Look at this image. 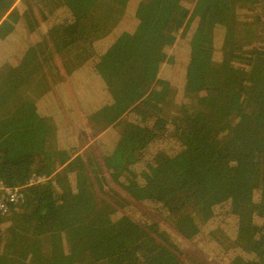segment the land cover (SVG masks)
Here are the masks:
<instances>
[{"label":"trees","instance_id":"1","mask_svg":"<svg viewBox=\"0 0 264 264\" xmlns=\"http://www.w3.org/2000/svg\"><path fill=\"white\" fill-rule=\"evenodd\" d=\"M1 186L0 264H264V0H0Z\"/></svg>","mask_w":264,"mask_h":264},{"label":"rangeland","instance_id":"2","mask_svg":"<svg viewBox=\"0 0 264 264\" xmlns=\"http://www.w3.org/2000/svg\"><path fill=\"white\" fill-rule=\"evenodd\" d=\"M35 14V13H34ZM36 16H37V14H35V18H36ZM47 41H48V39L45 41L46 43H47ZM48 44H45L44 43V49H46V46H47ZM84 130H85V132H86V140H87V144L85 145V147L83 148V151H86V150H88V149H91V147L92 148H95V146H96V140L95 139H93L92 138V136H91V134H90V132H89V130H88V128H84ZM82 151V149H81V152H83ZM95 162V161H94ZM101 172H102V174L101 175H103L102 177L103 178H106V179H108L107 178V176H105V168L103 167V165L101 166ZM89 172H91L90 170H87V174H89ZM95 193H96V195H97V197H98V199L99 200H103V199H105L106 197H105V195L102 193V191L99 189V187H96V190H95ZM124 197V196H123ZM187 247H188V249H189V251H190V253H192V254H194V255H199L200 253H199V251L198 250H196L192 245H187ZM73 264H77V263H73Z\"/></svg>","mask_w":264,"mask_h":264},{"label":"built area","instance_id":"3","mask_svg":"<svg viewBox=\"0 0 264 264\" xmlns=\"http://www.w3.org/2000/svg\"><path fill=\"white\" fill-rule=\"evenodd\" d=\"M0 191L3 192L2 195L7 199L10 204L17 203V200L20 198V190L18 189H5L3 186H1ZM6 209V206L0 205L1 212L5 213Z\"/></svg>","mask_w":264,"mask_h":264},{"label":"crops","instance_id":"4","mask_svg":"<svg viewBox=\"0 0 264 264\" xmlns=\"http://www.w3.org/2000/svg\"><path fill=\"white\" fill-rule=\"evenodd\" d=\"M82 151H83V149H82ZM80 154H82V152Z\"/></svg>","mask_w":264,"mask_h":264}]
</instances>
